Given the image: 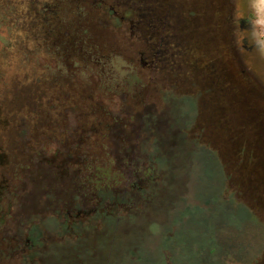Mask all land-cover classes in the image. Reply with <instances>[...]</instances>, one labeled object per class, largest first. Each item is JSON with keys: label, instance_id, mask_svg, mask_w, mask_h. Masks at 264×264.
Masks as SVG:
<instances>
[{"label": "rangeland", "instance_id": "374dc122", "mask_svg": "<svg viewBox=\"0 0 264 264\" xmlns=\"http://www.w3.org/2000/svg\"><path fill=\"white\" fill-rule=\"evenodd\" d=\"M102 1L106 7L114 8L116 16L107 15L105 8L101 7L98 11H90L88 33L105 40L108 49L118 54L111 64L113 78L128 81L130 74L138 77L139 85H143L140 93L144 102L158 113L168 107L159 119L162 126L169 127L171 122L181 132L186 144L207 150L217 170L214 205H206L200 199L204 201L205 196H209L207 199L211 201L209 161L202 156L201 160L196 158L195 164L192 159L184 160L174 205L176 209L194 205L198 210L187 212L178 222L167 225L172 228L169 242L176 243L175 256H181L183 243L197 259L201 255L197 250V237L207 230L199 241L209 245L204 254L212 264H264V0ZM33 2L37 8L58 4L59 0ZM132 4H143L152 14L150 25L142 24L141 31L134 30L128 21L130 12L127 8ZM71 11L72 8L62 5L58 17L74 21ZM230 12L234 13L235 22L228 19ZM123 15L126 19L121 22L117 17ZM31 16L28 0H0V50L3 49L0 51V180H7L11 188L2 193L0 201V264H23L21 252L4 250L6 240L2 238V231L12 233L7 229L16 225L14 219L8 218L10 213L20 209L18 206L25 200L22 196L27 188V177L24 173L18 174L14 168L15 161L19 163L20 159H28L30 150L43 149L45 155L52 159L63 154L61 151L53 153L59 144L48 138L57 133L50 130L53 126L49 128V120L43 127L45 134L36 132L29 98L33 96L31 82L35 80L30 74L34 61L32 49L37 52L41 49L40 44L54 42L67 30L59 35L58 26H54L51 35L48 34L50 37L42 38L46 26L41 24L36 29V24L32 26ZM74 24L71 23L69 29H73ZM235 24L237 29L233 32ZM150 45L159 51V59L154 63L147 57ZM46 54L47 59L54 57V53L46 51ZM73 55L63 56L65 65L61 67L58 80H52L51 70H47L44 84L51 91V99L56 98L57 86L62 87L63 97L72 88L74 93L81 89L82 95L86 92L91 100L122 119L126 123L129 141L140 144L137 115L142 108L129 102L132 109H128L125 106L128 95L123 97L103 90L97 75L87 74L82 70L83 64L70 60ZM124 60H129L133 66L128 67ZM49 67L53 70L54 66ZM241 68L247 73L246 80L241 76ZM134 85L129 88L131 96L139 89L136 80ZM79 102L71 101L76 110L62 111L65 131L76 128L82 115ZM173 125L171 129L175 128ZM63 133L62 138L65 139L67 133ZM98 134L91 142L82 143L81 150H96L101 158L99 165L114 174L118 170V162L105 153L113 151V156L115 147ZM162 147L160 143L157 150ZM109 157L115 161H109ZM181 161L177 155L172 163L176 165ZM167 164L161 163V171L167 168ZM163 176V173L157 175L147 186L153 191L151 196H143L140 200L136 197L130 204L119 198L113 207L105 205L99 208L107 209L120 219L101 222L99 214L85 219L84 233L89 240L95 239L93 244H80V261L84 264H109L122 254L126 256L124 251L135 241L149 251L154 248L161 235L150 232L148 224L153 221L164 224L168 222L167 217H172L167 211L166 200L161 197L159 202L157 194L164 182ZM168 176L172 179V175ZM113 181L115 187H125L129 183L123 174ZM198 194L201 195L199 200ZM103 197L108 199V196ZM83 206L88 207L87 203ZM224 206L234 210L245 209L246 220L234 224L221 223ZM212 239L216 241L213 245ZM212 248L214 251L210 253ZM163 252L166 253L161 251V256L165 255Z\"/></svg>", "mask_w": 264, "mask_h": 264}, {"label": "trees", "instance_id": "16d2710c", "mask_svg": "<svg viewBox=\"0 0 264 264\" xmlns=\"http://www.w3.org/2000/svg\"><path fill=\"white\" fill-rule=\"evenodd\" d=\"M28 1L32 10V26L36 24V29H39L41 24L47 27H44L42 38H49L51 28L54 26H58L57 33L59 35H62L65 29L67 30L65 35L58 36L54 42H48V45L47 41L45 44H40L41 49L37 52L35 48L32 49L34 61H32L30 74L35 80L31 82L34 90L33 96L29 98V106L34 111L32 116L35 120L36 132L45 134L43 127L49 120V128H51V125L53 126L50 130L57 131V133L55 135L48 134L50 136L48 138H52L59 144L57 151L53 153L61 151L63 154L52 159L50 156L45 155L43 149L30 150L27 152L28 154L26 153L28 159H20L19 163L18 160L15 161L17 163L14 165L15 170L18 171V174L24 173V177H27V181L22 180L27 182V188L22 196L25 200L22 201V205L18 206L20 209L12 211L8 217L14 219L16 224L12 228L7 227V232L11 229L12 233H3L2 231V238L6 240L4 250L8 253L21 252L23 264H84L79 260V246L81 243L93 244L95 239V237L93 239L90 237L91 240H89L84 233L82 226L85 219L90 215L97 216V214L100 215L101 222H113L114 219H120V216L115 217V214L107 212V209L99 208H104L105 205L113 207L119 198L123 203L130 204L133 199L139 198L140 200L143 196H151L153 191L151 192L147 186L154 182L157 175L163 173L164 182H162L160 191L157 194L159 202L161 197L166 200L167 211L172 214V217L164 215L168 220L164 224L159 225L154 221L148 224L149 231L153 234L159 232L161 239L150 251L135 241L124 251L126 256L122 254L116 257V261L114 260L109 264H212V261L204 254L206 247L208 248L209 245L203 240L199 241L207 230L201 232V235L197 237V250L201 255L194 259L188 249L189 247L182 242L181 256H175L176 243L171 244L169 242L172 228L167 225L178 222L184 216L183 214L187 212L198 210L197 206L194 205L188 204L181 209H176V205H174L177 188L181 182L178 177L184 165V160L192 159L191 162L195 164L196 158L198 157L201 160L202 156L205 161H209L207 164L209 165L208 175L212 179L209 185L212 189L211 201L209 202V199H207L209 196H205L204 201L200 199V194L197 197L206 205H214L215 201L213 195L216 190L214 186L217 179L215 164L207 150L193 148L190 147V144H186L182 139L181 132L177 131V128L171 122L168 124L169 127L164 128L162 126L159 119L164 116L163 113L166 112L168 107L158 113L155 108L145 103L143 94L140 93L143 85H139L140 80L138 77L130 74L128 81H118L113 78L111 64L113 58L118 54L108 49L109 45L105 40L88 33L90 27L87 17L90 11H98L100 7L105 8L107 15L116 16L114 8L106 7L102 0H59L58 4L43 5L37 8H35L33 0ZM62 5L68 6L69 9L72 8L74 21L58 17ZM130 6L127 8L130 12L128 21L134 30L141 31L144 23L147 26L150 25L149 17L152 14L148 7H144L143 4H132ZM117 18L120 21L122 20L121 22L126 19L125 15ZM64 22L63 28L62 23ZM71 23H75L73 29H69ZM147 38L149 39V37ZM153 46L147 47L149 51L147 57L150 58L152 63L157 62L159 59L158 48H153ZM1 50L3 51L2 48ZM46 51L54 53V57L47 59ZM73 53L74 55L70 60H73L76 64H83L84 69L82 70L87 74L91 72L97 75L103 90L115 92L123 97L128 95L129 99L125 103L128 109H132L129 105L131 102H134L135 107L140 106L142 108L137 115V128L140 132L138 135L141 137L140 144L135 145V143L129 141V133L125 132L126 123L122 119L113 116L107 107L96 103L94 99L91 100L86 92L82 95L81 89L75 88L78 92L74 93L72 88L70 91H66L67 95L63 97L61 95L63 92L62 87L57 86L56 98L51 99V91H48L44 84V79L47 80V70H51L52 80H58L62 71L61 67L65 65L63 56ZM124 61L128 67L133 66L129 60ZM51 65L54 66V71L50 69L49 66ZM25 75L23 74V76ZM241 76L244 80L248 78L247 73L245 75L242 73ZM115 80L116 82H114ZM132 80L134 84L136 80L139 86V89L134 91V96L129 95V90H131L129 88L135 87L131 83ZM85 85H88V83H85ZM67 88L68 86L65 87V89ZM71 101L84 102V104L79 102L82 115H79L74 130L65 131L62 111H74L76 106ZM164 124L167 125V123ZM38 125L42 127H39V129ZM172 125L175 127L174 129L170 128ZM63 132L67 133L65 139L62 138ZM98 133L105 141L115 147L113 156V151L105 153L106 156H111L118 162V170L114 171V174L111 173L110 169L108 170L106 167L99 165L101 158L96 150H81L82 143L91 142L95 136L98 137ZM160 143L163 147L157 150ZM25 150L28 149L25 148ZM157 152L159 154H155ZM177 155L182 161L174 165L172 160ZM114 159L109 157V161ZM160 159L162 162H168L169 164L166 165L167 168L164 171H161L162 162L159 163ZM122 174L129 181L128 185L125 187L112 185L115 177L119 179ZM168 175H172V179ZM109 180L112 181L108 184L102 183ZM8 183L7 180H0V201L2 193L6 189L11 190ZM103 196H108V199L104 200ZM144 200L147 199L144 198ZM156 202L159 203L157 200ZM85 203L88 207L83 206ZM224 207L223 222L221 223L234 224L246 220L245 209L234 210L229 209L227 206ZM122 219L127 218L122 217ZM162 226L163 228H161ZM215 243L216 241L212 239L211 244ZM161 251H165L166 253L163 252L165 255L161 256ZM212 251H214L213 248L209 249L210 253Z\"/></svg>", "mask_w": 264, "mask_h": 264}, {"label": "flooded vegetation", "instance_id": "af4514ba", "mask_svg": "<svg viewBox=\"0 0 264 264\" xmlns=\"http://www.w3.org/2000/svg\"><path fill=\"white\" fill-rule=\"evenodd\" d=\"M210 2H212V0H210ZM228 19H230L231 22H235L236 21V19H234V13L233 12H230L228 14ZM236 29H237V25L235 24V25H233L232 31L234 32ZM234 43L235 44H240V43H238L236 41H234ZM243 47L245 48V47H247V45H243ZM242 73H243V75H245V73H246L244 68H241V74Z\"/></svg>", "mask_w": 264, "mask_h": 264}, {"label": "water", "instance_id": "95a60500", "mask_svg": "<svg viewBox=\"0 0 264 264\" xmlns=\"http://www.w3.org/2000/svg\"><path fill=\"white\" fill-rule=\"evenodd\" d=\"M120 243V242H119ZM122 243H125V242H122ZM121 249V248H120ZM105 263H107V262H105Z\"/></svg>", "mask_w": 264, "mask_h": 264}]
</instances>
